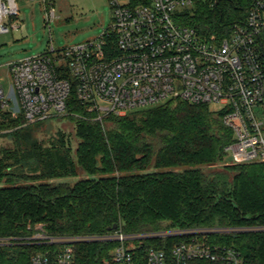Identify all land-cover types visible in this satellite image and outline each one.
Here are the masks:
<instances>
[{
	"label": "trees",
	"instance_id": "trees-1",
	"mask_svg": "<svg viewBox=\"0 0 264 264\" xmlns=\"http://www.w3.org/2000/svg\"><path fill=\"white\" fill-rule=\"evenodd\" d=\"M254 0L199 1L183 25L201 38L229 37ZM264 36V34H263ZM113 45V43H112ZM264 66V41L262 42ZM60 119L73 127L75 149L57 130L39 139L43 124L0 113V238H24L36 226L51 236L104 235L114 224L125 233L169 228L264 226V162H227L233 133L223 113L182 100L91 120L74 91ZM97 175L75 183L40 182ZM21 183V184H19ZM211 241L241 252L245 264H264V232L215 234ZM147 246L169 247L161 240ZM114 243L75 245L79 264H102ZM46 247L0 246V264H30Z\"/></svg>",
	"mask_w": 264,
	"mask_h": 264
},
{
	"label": "built area",
	"instance_id": "built-area-1",
	"mask_svg": "<svg viewBox=\"0 0 264 264\" xmlns=\"http://www.w3.org/2000/svg\"><path fill=\"white\" fill-rule=\"evenodd\" d=\"M34 1V0H27ZM44 4L47 0H41ZM111 26L96 40L7 64L8 92L0 83V113L25 124L62 117L74 91L91 120L182 100L215 105L233 133L230 162H264V0H254L229 37L201 38L182 17L199 1L107 0ZM17 0H0V35L17 27ZM113 43V45H112ZM24 238H0L46 247L30 264H79L75 245L114 243L102 264H245L241 252L211 241L215 234L264 232V226L169 228L125 233L121 225L104 235L51 236L41 226ZM161 240L169 251L147 246Z\"/></svg>",
	"mask_w": 264,
	"mask_h": 264
},
{
	"label": "rangeland",
	"instance_id": "rangeland-1",
	"mask_svg": "<svg viewBox=\"0 0 264 264\" xmlns=\"http://www.w3.org/2000/svg\"><path fill=\"white\" fill-rule=\"evenodd\" d=\"M17 5L19 16L14 20L17 27L0 35V83L6 92L11 82L8 63L45 53L51 45L56 51H61L94 41L111 26L113 17L107 0H47L45 4L41 0H17ZM210 108L217 107L212 105ZM60 129L66 133L69 145L74 150L77 142L73 127L67 120L56 118L43 124L38 137L48 142ZM10 145L9 138H0V148ZM226 161L231 160L228 157ZM98 177L79 172L75 177L23 183H75L80 179Z\"/></svg>",
	"mask_w": 264,
	"mask_h": 264
},
{
	"label": "water",
	"instance_id": "water-1",
	"mask_svg": "<svg viewBox=\"0 0 264 264\" xmlns=\"http://www.w3.org/2000/svg\"><path fill=\"white\" fill-rule=\"evenodd\" d=\"M117 225L114 224L111 228H109V231L116 229Z\"/></svg>",
	"mask_w": 264,
	"mask_h": 264
}]
</instances>
